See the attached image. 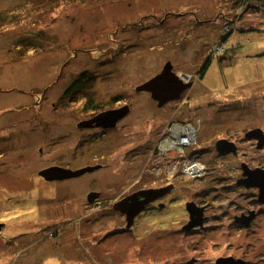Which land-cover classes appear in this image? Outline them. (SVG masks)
Masks as SVG:
<instances>
[{
  "label": "rangeland",
  "instance_id": "374dc122",
  "mask_svg": "<svg viewBox=\"0 0 264 264\" xmlns=\"http://www.w3.org/2000/svg\"><path fill=\"white\" fill-rule=\"evenodd\" d=\"M237 2L0 0V112L8 108L28 111L57 96H97L103 103L110 96H124L132 106L128 117L118 123L111 143L104 141L105 136L95 137L75 126L79 114L76 100L70 107L69 129L50 123L52 139L49 137L48 142L54 150L49 163L69 168L101 163L103 167L50 187L34 183L30 190L36 196H53V211L62 208L70 220L81 213L83 219L93 221L99 213L88 205L85 194L101 187L95 179L102 177L104 187L111 185V189L113 179L118 183L131 177L142 180L145 186L150 183L147 178L156 177L158 170L153 163L162 169L173 160L175 163L172 173L176 170L180 191L174 193L175 200H166L170 206L164 215L160 212L157 217L145 218V229L138 233L142 240L134 238L130 242L133 247L127 246V250L110 259L100 250L90 249L92 235H87L82 244L71 240L66 264H215L227 254L235 258L232 252L239 254V246L244 249L241 259L264 264V203L254 201V227L238 233L230 230L229 241L224 239V228L195 236H186L179 229L187 217L179 209L178 195H184L181 190L186 189L187 182H193L189 188L198 194L209 188L206 184L213 183L215 173L236 175L243 161L251 167H264V145L257 149L258 139L244 136L252 128L264 132V6L255 8ZM229 33L232 35L222 42L224 34ZM221 42L223 48L218 47L216 54L213 51ZM210 55L212 61L205 75L197 78V71ZM167 62H171L179 79L191 85L178 99L158 106L149 92L136 88L161 73ZM83 71L85 79L76 83ZM1 115L0 125L17 121L13 117L5 120ZM176 120L183 121L182 126L195 127L192 137L188 142L182 139L173 150L168 144L159 147L163 124ZM171 135L177 137L172 132ZM222 138L237 143L236 154L224 158L218 154L216 143ZM46 143L44 139L37 146ZM23 144H18L16 151L6 150L4 160L9 159L20 173H26L22 169L30 172V160L41 169L45 156L37 153L27 158ZM192 163L202 164L199 173L189 172ZM0 172L9 169L2 164ZM170 172L168 167L164 169L166 183L173 181ZM194 178L200 180L195 182ZM252 191L232 196L249 206L254 204H248L254 196ZM186 193L184 197L190 198V192ZM215 195L205 192L206 201L210 203ZM226 200L224 205L228 206L230 201ZM82 203H87L83 212L78 209ZM77 252L82 255L77 257ZM60 262L64 261L55 258L50 264Z\"/></svg>",
  "mask_w": 264,
  "mask_h": 264
},
{
  "label": "flooded vegetation",
  "instance_id": "af4514ba",
  "mask_svg": "<svg viewBox=\"0 0 264 264\" xmlns=\"http://www.w3.org/2000/svg\"><path fill=\"white\" fill-rule=\"evenodd\" d=\"M197 74V78H199V71H197ZM75 100L77 104L74 103ZM46 101L47 99H45ZM121 102L124 103L121 104ZM74 104H76L79 113L78 120L75 121V126L83 132H90L95 137L105 136L104 141L107 140V143L115 141L113 136L117 131L118 123L128 117V114L132 111V106H129L130 101L125 100L124 96H110L104 103L97 96H60V98L57 96L51 102L47 101L46 105L38 107L36 104V107L32 106V108H28V111L25 108V111L22 109L15 111V109L8 108L5 109L6 111L0 112V115L3 114L1 116L5 117V120L9 117L16 118L17 120L13 123L0 125V165L3 164V166H7L9 169V172H0V264H50L55 258L56 260L62 259L64 262L60 263L66 264L68 262L66 258L71 253L69 247L71 240L73 243L77 242L78 244H82L86 240L87 235H92L93 238L90 249L92 250L93 247L95 250H100L103 256L105 255L110 259L117 256L121 251L127 250V246H132L133 244L130 242L134 238L137 241L142 240L139 238L138 233L145 229L143 225L145 218L147 219L153 215L157 217L161 213L164 215L165 213L163 212L170 206V203L167 204L166 200H175L174 193L176 190L180 191L177 182L179 179L177 180L175 177L176 170L172 173L175 167L174 160L170 165L166 166L171 170L170 173L173 179V181L168 183H166L164 178V169L166 167L162 169L160 165L153 163L154 169L158 170L155 172L156 177L149 175L150 177L147 179L150 183L145 186L142 180L137 179L135 181L131 177L123 181L120 179L118 183L113 179L114 189H111V185L104 187L102 177L95 179L101 182V187L90 189L85 194L88 205L96 213H99L93 221L83 219V214L81 213L77 215L75 220H70L69 217L66 218L62 208L54 212L52 209L53 196H36L37 193L30 190V188L32 189L34 183H39L43 187H50L53 183L70 179L69 177L48 180L40 172L48 167L55 166V163H49L48 161V158L52 160L54 150L52 143L48 142L50 132H52L53 128L50 123L55 122L58 124L57 126L69 129L71 125V115L69 113L70 110H73L70 107L71 105L74 106ZM122 106L127 107L126 114L118 118L113 125H106V122L97 124L93 119L101 112L114 110ZM20 116L21 118H19ZM182 122L181 120H176L163 124L164 130L160 134L159 147L164 148L167 144L170 150L179 147L180 136L182 134ZM175 128L178 129L175 130ZM250 130L245 132V139H253L246 135ZM171 132L176 134L177 137L172 136ZM50 138L52 139V136ZM44 139L47 143L37 146V143ZM222 140L233 143L236 148L235 152L230 151L221 154L223 158L225 155L237 153L238 145L234 140H230L229 138H222ZM20 143H25L23 147L27 148V150L24 151V156L27 158L37 153L45 156L44 160H46V163L43 167L41 166V169L38 170L35 162L30 160V164H32L30 172L22 169L26 173H20L13 168L9 159L7 161L4 160L6 150L11 149L16 151ZM14 162L15 159L13 164ZM246 165L250 169L258 167H251L243 161L240 163V171L236 172V175L233 177L223 176L220 172L215 173L211 180L213 183L206 184L209 185V188L205 191L201 190L200 192L202 193H193L191 188H189L193 182H187L186 186H184L186 189H182L181 191H183L184 195L187 194L186 192H190V198H185L183 194L178 195L179 209L180 211L182 209L183 214L187 217L186 221L179 225V229L186 236H195L205 231L212 234L218 228H224L227 230L223 231L226 233L224 239L229 241V234H232L230 230H235L238 233L254 227V220L256 219V211L252 208L255 206L254 201H258V204H261L264 203V198L260 197L258 186L244 183V179L246 178L244 167ZM86 166L92 165L86 164ZM86 166L80 165L76 168H69L61 165L60 167L76 170ZM95 166V169L83 174L100 170L103 167L101 163H97ZM11 170L14 172H11ZM147 173H151V170ZM194 179L193 181L195 182L200 180L199 178ZM216 183H221V185L219 186ZM148 189H154L158 193H162L163 190L164 193L149 203H146L139 213L130 220L129 215L123 212L118 207V204L127 201L132 195L142 194ZM166 189L168 190L166 191ZM219 189L222 191H219ZM247 189H253L250 194L254 195L248 202V204H254L249 206L242 204L241 201L235 200L232 196V193L240 192V195H244V191ZM205 192H215V199L211 200L210 203L206 201ZM178 196H176L177 199ZM140 199H143V197L140 196ZM224 199H227V203L230 201L228 206L224 205ZM189 202L194 203L196 206L195 213L193 214H190V211L187 209V203ZM82 205L84 206L82 207ZM86 207L87 203H82L78 206V209H81V212H83ZM198 208H201V210ZM197 211L199 215L196 213ZM107 217H117L119 219L117 221L102 220V218ZM141 217L143 221L138 220ZM192 221H196L197 223L193 225ZM90 229H95V231L90 232ZM121 239L125 242H119ZM215 245H219V243H215ZM230 245H228L227 251H230ZM196 248L197 246H195ZM239 249L240 251L238 248L236 251L234 248L232 249L235 252L239 251V254L232 252L233 257L236 259L227 254L226 256H222L221 259H217L215 264H251L250 260L241 259L244 256V249ZM76 255L78 257L82 253L77 252ZM34 256L35 259L33 258ZM194 260L197 261L198 259Z\"/></svg>",
  "mask_w": 264,
  "mask_h": 264
},
{
  "label": "water",
  "instance_id": "95a60500",
  "mask_svg": "<svg viewBox=\"0 0 264 264\" xmlns=\"http://www.w3.org/2000/svg\"><path fill=\"white\" fill-rule=\"evenodd\" d=\"M191 83H184L181 79L177 77L172 71L171 62H167L161 73L157 74L150 80L142 83L137 86L138 91H147L150 93V96L153 100H155L158 106H162L168 101H172L178 99L182 91L188 88ZM127 111V107H120L114 110H108L99 113L93 119L97 122V124H101L102 122H106V125H113L118 118L124 115ZM247 137L258 139L257 148H262L264 145V132L260 128H255L246 133ZM217 151L220 154H225L227 152H235L236 148L233 143L227 142L225 140H218L216 143ZM96 166H88L83 167L77 170H71L67 168H63L60 166H51L40 172V174L48 180L52 179H63L69 178L72 176L80 175L86 171H91L95 169ZM244 174L246 178L244 179V183L247 185H255L259 187L260 197L264 198V168H254L250 169L247 165L244 167ZM168 189H166L167 191ZM162 193H158L154 189L145 190L142 194H134L127 199V201H123L118 204V207L122 209L123 212L129 215V219L132 218L139 213V211L149 203L153 199L157 198ZM140 196L143 199H140ZM195 204L192 202L187 203V209L190 211V214L195 213ZM201 210V208H198ZM199 215V212H196ZM197 216V215H196ZM193 217V216H192ZM198 218V217H196ZM193 219V218H192ZM193 225L196 224V221H192ZM191 224V222H190ZM189 224V226H190Z\"/></svg>",
  "mask_w": 264,
  "mask_h": 264
},
{
  "label": "trees",
  "instance_id": "16d2710c",
  "mask_svg": "<svg viewBox=\"0 0 264 264\" xmlns=\"http://www.w3.org/2000/svg\"><path fill=\"white\" fill-rule=\"evenodd\" d=\"M235 2V1H234ZM245 4L247 6H251V7H255V8H260L259 6L262 5V7L264 6V0H242L237 2V4ZM232 35V33L229 34H224L223 38H222V42H225L230 36ZM222 42L220 44H216L217 46V50L213 51L219 53L218 47H222ZM212 55H210L204 62L203 67H201V69L199 70V79L203 78V76L205 75L208 67L210 66V63L212 61ZM85 71L81 72L80 75L78 76V79L75 80V82L77 83V81L81 80L80 83L85 79ZM88 80V78L86 79Z\"/></svg>",
  "mask_w": 264,
  "mask_h": 264
},
{
  "label": "built area",
  "instance_id": "2783aa9c",
  "mask_svg": "<svg viewBox=\"0 0 264 264\" xmlns=\"http://www.w3.org/2000/svg\"><path fill=\"white\" fill-rule=\"evenodd\" d=\"M193 127L194 126L192 124L191 125H187V126H182V128H181V133L182 134L180 136V141H179L180 145H181V140L182 139H185L186 142H188L189 139L192 137L191 131L193 130ZM193 138H195V136ZM186 142H185V144H187ZM194 165L195 166H199V165H202V164L201 163H199V164L192 163V164H189L188 168H190L191 166H194ZM200 171H201V169L198 170L197 172H194V173L197 174Z\"/></svg>",
  "mask_w": 264,
  "mask_h": 264
},
{
  "label": "bare ground",
  "instance_id": "6f19581e",
  "mask_svg": "<svg viewBox=\"0 0 264 264\" xmlns=\"http://www.w3.org/2000/svg\"><path fill=\"white\" fill-rule=\"evenodd\" d=\"M201 169V165H199V166H191L190 168H189V172H191V173H193L194 174V172H197L198 170H200ZM241 246H239L238 248H240Z\"/></svg>",
  "mask_w": 264,
  "mask_h": 264
}]
</instances>
